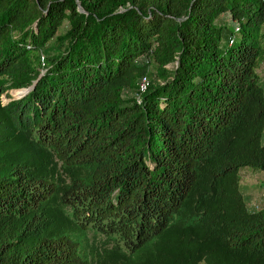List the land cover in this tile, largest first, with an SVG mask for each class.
Wrapping results in <instances>:
<instances>
[{"label": "trees", "instance_id": "obj_1", "mask_svg": "<svg viewBox=\"0 0 264 264\" xmlns=\"http://www.w3.org/2000/svg\"><path fill=\"white\" fill-rule=\"evenodd\" d=\"M261 63L264 0H0V264H264Z\"/></svg>", "mask_w": 264, "mask_h": 264}, {"label": "rangeland", "instance_id": "obj_2", "mask_svg": "<svg viewBox=\"0 0 264 264\" xmlns=\"http://www.w3.org/2000/svg\"><path fill=\"white\" fill-rule=\"evenodd\" d=\"M171 69V67H167ZM151 70V68H150ZM257 74L260 79V84L264 89V63H261L257 69ZM148 85L162 84L163 81L155 74V70L148 73ZM139 82V81H138ZM138 82L135 83L133 88L127 91V96H136V89L138 90ZM27 89H9L3 96L4 103L12 100H18L26 96ZM239 189L243 196L246 207L249 211L259 210L264 202V172L257 171L250 167H244L239 170Z\"/></svg>", "mask_w": 264, "mask_h": 264}, {"label": "built area", "instance_id": "obj_3", "mask_svg": "<svg viewBox=\"0 0 264 264\" xmlns=\"http://www.w3.org/2000/svg\"><path fill=\"white\" fill-rule=\"evenodd\" d=\"M148 87V81L146 77H142L139 82H138V95H137V99L139 100V95L143 94L146 90V88Z\"/></svg>", "mask_w": 264, "mask_h": 264}, {"label": "water", "instance_id": "obj_4", "mask_svg": "<svg viewBox=\"0 0 264 264\" xmlns=\"http://www.w3.org/2000/svg\"><path fill=\"white\" fill-rule=\"evenodd\" d=\"M32 89V86L31 87H29L28 89H27V91H29V90H31Z\"/></svg>", "mask_w": 264, "mask_h": 264}]
</instances>
